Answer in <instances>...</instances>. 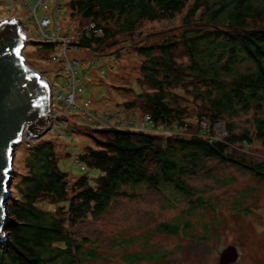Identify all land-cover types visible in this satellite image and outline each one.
I'll list each match as a JSON object with an SVG mask.
<instances>
[{
    "label": "trees",
    "instance_id": "16d2710c",
    "mask_svg": "<svg viewBox=\"0 0 264 264\" xmlns=\"http://www.w3.org/2000/svg\"><path fill=\"white\" fill-rule=\"evenodd\" d=\"M68 6L81 23L91 21L104 28V36L81 37L76 44L92 49L120 35L134 38L145 21L170 19L187 9L181 26L171 34L138 46L143 57L139 92L125 104L149 113L157 126L196 133L83 126L78 133L96 147H85L80 161L100 171L95 184L86 174L75 178L60 167V160L72 156L68 147L61 152L58 137L38 141L29 151L27 174L14 185L16 199L8 202L17 223L7 229L9 241L0 243V264H85L97 259V248L72 229L90 215L100 218L115 199L133 197L127 187L172 186L190 199L191 209L205 212L213 203L189 180L205 169L207 160L264 176V164L235 147L264 139V0H69ZM178 88L188 90L204 109L196 130L190 120L195 117ZM251 113L254 136L249 129L237 134L236 120ZM204 118L211 125L225 123V142L200 136ZM43 202L47 203L42 206ZM185 221L163 223L159 231L178 234L191 226ZM205 229L208 233V224Z\"/></svg>",
    "mask_w": 264,
    "mask_h": 264
},
{
    "label": "rangeland",
    "instance_id": "374dc122",
    "mask_svg": "<svg viewBox=\"0 0 264 264\" xmlns=\"http://www.w3.org/2000/svg\"><path fill=\"white\" fill-rule=\"evenodd\" d=\"M60 1L61 12L56 11L58 0H0V22L14 18L22 22L23 30L29 35L23 49L26 63L49 81L56 94L66 93L64 87L69 85L71 78L63 51L66 39L72 48L68 57L81 62L78 70L83 78L84 90L78 92V103L83 104L89 99L99 112L113 114L116 122L128 123L134 115L141 119L145 113L130 110L125 104L139 92L138 79L141 77L143 57L137 51L138 46L158 42L162 33L171 34L181 26L188 10L170 19L145 21L134 38L120 35L106 45L81 48L78 52L75 35L79 27L91 21L81 23L79 17L72 15L69 0ZM45 8H49V13ZM49 15L52 18L55 16L56 20L53 19V23L44 28L41 26L42 18ZM43 42L55 43L47 47ZM55 55H60L59 59H55ZM94 62L100 64L99 70L91 69ZM176 92L195 117L190 120L195 124V130L198 129V115L204 110L200 101L188 90L178 88ZM58 100L56 95V104ZM56 104L54 110L58 108ZM251 118L252 113L236 120L237 134L249 129L254 136ZM60 119L58 124L62 128L74 127L75 131L70 129V138L80 154L87 146L96 147L86 135L78 133L83 126H88L80 111L60 116ZM185 130V134L196 133L191 129ZM54 136L59 139L61 152L64 147L71 152L72 146L59 130H53L45 138ZM33 138L28 135L16 146L10 179L11 202L17 194L14 185L27 174L26 161L31 149L27 143ZM235 147L251 160L264 164V139L255 138L252 143H239ZM59 164L75 178L85 174L90 176L92 184L100 175L97 169L83 170L84 164L73 157H66ZM189 182L213 203V207H207L205 212L201 208L191 209L190 199L172 186L163 190L146 186L127 187L129 192L134 193L133 197L115 199L100 218L90 215L76 224L72 229L75 235L81 240L89 239L88 246L97 248L100 254L97 259L87 260L85 264H219L222 252L232 244L240 253L236 264H264V176L207 160L205 169L191 177ZM46 203L43 202L42 206ZM8 218L7 229L17 223L10 213ZM186 219L191 226L183 228L178 234L159 231L163 223L183 225ZM203 235L208 238H201Z\"/></svg>",
    "mask_w": 264,
    "mask_h": 264
},
{
    "label": "water",
    "instance_id": "95a60500",
    "mask_svg": "<svg viewBox=\"0 0 264 264\" xmlns=\"http://www.w3.org/2000/svg\"><path fill=\"white\" fill-rule=\"evenodd\" d=\"M0 34L14 37L0 43V243H6L15 149L25 132L41 131L51 122L53 91L49 81L26 63L23 49L29 35L22 22L17 18L0 22ZM238 258L233 244L221 254L222 264Z\"/></svg>",
    "mask_w": 264,
    "mask_h": 264
},
{
    "label": "built area",
    "instance_id": "2783aa9c",
    "mask_svg": "<svg viewBox=\"0 0 264 264\" xmlns=\"http://www.w3.org/2000/svg\"><path fill=\"white\" fill-rule=\"evenodd\" d=\"M45 2V1H43ZM58 0V7H59ZM46 6V5H45ZM47 13L49 8H45ZM63 8H56V11L59 10L62 11ZM53 19L56 20L55 16L49 15L42 18L41 26L44 28L49 27L53 23ZM105 31L104 28L96 24L95 22H89L88 24L81 27L77 34L75 35L76 40H79L81 37H102L104 36ZM46 36V34H45ZM47 39H50L49 36H46ZM68 38V37H67ZM56 41L55 39H53ZM51 40V41H53ZM50 41V40H47ZM69 41L65 39V45L63 47V51L66 55L67 62L69 64V71L71 73V78L69 79V85L64 87L65 94L63 93H55V90H53L52 95V109H51V122L48 124V126L44 127L41 131H27L23 134L22 142L24 139L30 135L33 138L32 142H28L29 148H33L35 144L40 141V138H45L47 135L52 132L53 130H59L61 135L65 137L68 141L70 146H72V157L75 159V161L80 160V152H78L75 149V146L73 144V141L71 140V133L68 131V129L62 128L58 121L60 122V116H65L66 114L73 113L74 111H80L84 120L86 121V124L93 127L98 128H104V127H110V128H120V129H133V130H143V131H150V132H156L160 134H185L184 127H176L174 129L166 127V126H157L152 116L149 113H146L143 115L141 119H139V116L134 115V117L130 118L128 123L123 122H116L114 119L116 118L113 114L107 113V112H99L96 110L93 105L92 101L89 99H86L83 104L78 103V92H82L83 89V78L80 75V72L78 70V65L81 64L80 61L69 58L68 54L72 50L71 47H69ZM78 52L81 51L80 47H77ZM60 55H55V59H59ZM98 65H100L98 62H94L91 64V69L99 70ZM101 68V67H100ZM68 71V73H69ZM104 71V70H103ZM56 95H58V104L55 103L56 101ZM55 104L58 106L57 109L54 110ZM200 136H203L206 139L213 140H219L222 142H225L226 139L229 136L227 127L224 122H216L214 125H211L209 120L204 118L201 122V129H200ZM83 170H87V167L85 165H82Z\"/></svg>",
    "mask_w": 264,
    "mask_h": 264
},
{
    "label": "snow or ice",
    "instance_id": "6c2138e0",
    "mask_svg": "<svg viewBox=\"0 0 264 264\" xmlns=\"http://www.w3.org/2000/svg\"><path fill=\"white\" fill-rule=\"evenodd\" d=\"M14 39V37L12 36H4L3 34H0V43H3L5 40H8L9 42H11ZM16 53H19V49H15Z\"/></svg>",
    "mask_w": 264,
    "mask_h": 264
},
{
    "label": "flooded vegetation",
    "instance_id": "af4514ba",
    "mask_svg": "<svg viewBox=\"0 0 264 264\" xmlns=\"http://www.w3.org/2000/svg\"><path fill=\"white\" fill-rule=\"evenodd\" d=\"M224 250H225V249H224ZM239 257H240V253H239ZM238 262H239V258H238L237 261H235V262H230V263H228V264H236V263H238ZM219 264H222V262H221V258H220Z\"/></svg>",
    "mask_w": 264,
    "mask_h": 264
}]
</instances>
